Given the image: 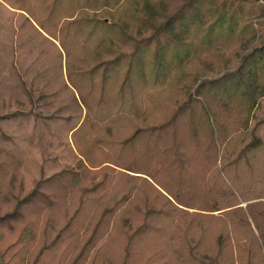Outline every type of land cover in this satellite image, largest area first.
<instances>
[{"label": "trees", "instance_id": "trees-1", "mask_svg": "<svg viewBox=\"0 0 264 264\" xmlns=\"http://www.w3.org/2000/svg\"><path fill=\"white\" fill-rule=\"evenodd\" d=\"M3 4L31 142L77 154L28 189L0 116L1 264H264V4Z\"/></svg>", "mask_w": 264, "mask_h": 264}, {"label": "rangeland", "instance_id": "rangeland-1", "mask_svg": "<svg viewBox=\"0 0 264 264\" xmlns=\"http://www.w3.org/2000/svg\"><path fill=\"white\" fill-rule=\"evenodd\" d=\"M256 1L264 4V0ZM22 20L23 16L18 11L10 9L7 4L0 6V116H8L13 112L17 113L13 114L10 121L9 119H6L7 121L4 120L11 122L9 125L4 123V126L7 130L10 129L14 135L13 139L15 141L13 143L10 142L8 147L20 157L23 181L29 187L28 189H31L41 178L42 168L44 169V176L47 177L60 170L63 167L62 162L65 160L71 161L77 153L69 136L70 133L66 130V124L64 125L62 122L54 123L53 126L56 131L52 135L47 136L52 141V145L48 143L45 146H41V144L31 142L32 121L26 122L24 114L27 109L21 104L22 102H28L29 105V98L21 87L20 76H18V73H25V68L30 63L31 55H27L23 59L25 51L18 50L16 54L7 56L8 44L12 43V40L15 42L17 27ZM258 43L261 45L262 42ZM22 59L26 63L24 66L20 63ZM27 77L30 78L31 75H27ZM63 97L65 95L60 98ZM255 112V117L258 116L259 120H264V96ZM259 120L256 121L254 119V124ZM259 129V134L264 136V124H261ZM33 140L36 141L35 139ZM53 155H58L60 160L55 161ZM35 228H38L40 232L42 231L40 223ZM35 228L28 227L24 237L27 239L32 238ZM25 254H28V251L21 255L24 256ZM27 263L28 261H26Z\"/></svg>", "mask_w": 264, "mask_h": 264}]
</instances>
